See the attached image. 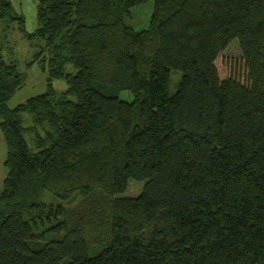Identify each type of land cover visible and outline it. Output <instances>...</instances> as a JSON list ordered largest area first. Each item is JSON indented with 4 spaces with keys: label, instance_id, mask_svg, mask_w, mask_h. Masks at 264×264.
Returning <instances> with one entry per match:
<instances>
[{
    "label": "trees",
    "instance_id": "1",
    "mask_svg": "<svg viewBox=\"0 0 264 264\" xmlns=\"http://www.w3.org/2000/svg\"><path fill=\"white\" fill-rule=\"evenodd\" d=\"M146 1L38 0L28 31L0 0V264H264V0H153L135 30ZM13 25L47 89L10 108Z\"/></svg>",
    "mask_w": 264,
    "mask_h": 264
},
{
    "label": "rangeland",
    "instance_id": "2",
    "mask_svg": "<svg viewBox=\"0 0 264 264\" xmlns=\"http://www.w3.org/2000/svg\"><path fill=\"white\" fill-rule=\"evenodd\" d=\"M11 1L16 11L24 15L26 29L32 31L36 27L34 11L38 0ZM152 6L153 0H147L143 7L138 8L133 13L129 23L133 29L142 30L147 28ZM4 25V22L0 21V28L4 27ZM1 45L4 59L16 62L18 69L25 75L24 83L8 100L7 106L13 108L27 98L45 92L47 89V74L41 70L39 65L31 62L35 49L32 48L14 25L8 28L7 37H2ZM241 60L238 43L237 41H232L216 59L215 64L219 76L225 78L241 73ZM180 77L181 73L179 71L171 72L168 88L170 93L175 91ZM52 86L57 91H61L65 85L61 80L56 79L52 81ZM119 97L128 101L133 99V96L128 91H121ZM5 156L6 146L0 130V185L6 173V168L3 165ZM142 187L143 182L130 180L125 193L121 195L135 196L142 190Z\"/></svg>",
    "mask_w": 264,
    "mask_h": 264
}]
</instances>
